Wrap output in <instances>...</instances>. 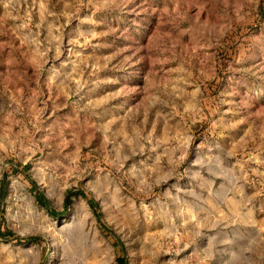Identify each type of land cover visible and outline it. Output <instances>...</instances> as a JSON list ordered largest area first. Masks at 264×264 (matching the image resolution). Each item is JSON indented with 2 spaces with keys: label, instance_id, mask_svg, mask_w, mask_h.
I'll return each instance as SVG.
<instances>
[{
  "label": "rangeland",
  "instance_id": "rangeland-1",
  "mask_svg": "<svg viewBox=\"0 0 264 264\" xmlns=\"http://www.w3.org/2000/svg\"><path fill=\"white\" fill-rule=\"evenodd\" d=\"M0 233V264H264V0H0Z\"/></svg>",
  "mask_w": 264,
  "mask_h": 264
},
{
  "label": "trees",
  "instance_id": "trees-1",
  "mask_svg": "<svg viewBox=\"0 0 264 264\" xmlns=\"http://www.w3.org/2000/svg\"><path fill=\"white\" fill-rule=\"evenodd\" d=\"M39 199V201H42V197H37ZM68 203H69V198L67 199ZM7 233H0V235H6ZM119 264H126L125 261L123 259H118Z\"/></svg>",
  "mask_w": 264,
  "mask_h": 264
}]
</instances>
